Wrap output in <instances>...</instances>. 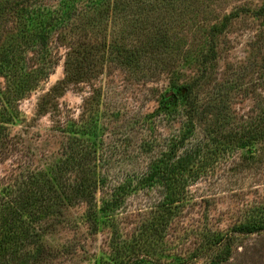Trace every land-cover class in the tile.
<instances>
[{
	"label": "rangeland",
	"instance_id": "1",
	"mask_svg": "<svg viewBox=\"0 0 264 264\" xmlns=\"http://www.w3.org/2000/svg\"><path fill=\"white\" fill-rule=\"evenodd\" d=\"M169 93L177 104L159 112ZM0 125V210L34 194L43 212L30 264H209L227 250L220 264H264V232H235L264 217V0H0ZM88 130L99 176L121 184L112 207L100 185L94 233L87 205L60 189L51 201L47 183ZM154 164L163 179L148 183Z\"/></svg>",
	"mask_w": 264,
	"mask_h": 264
},
{
	"label": "trees",
	"instance_id": "2",
	"mask_svg": "<svg viewBox=\"0 0 264 264\" xmlns=\"http://www.w3.org/2000/svg\"><path fill=\"white\" fill-rule=\"evenodd\" d=\"M226 27L227 26L223 23L220 28L216 27L213 28V30L219 29V31H222ZM31 37V39L34 41L37 38L40 39V34H33V36ZM11 52L12 54H14L13 52H15V50L12 51L11 49ZM4 61L7 63L8 58H6V60L4 59ZM37 61L38 65H40L41 67L40 71H36V73L46 72L47 68L44 64V60L39 57ZM76 62L78 63V61ZM74 66H77L75 61H72L71 59H69V61H66V77L61 81L62 84L64 82H68V80L71 79L69 68H74ZM181 90L184 92V96L186 97V99L189 100L191 96V86L185 85L181 88ZM191 102L192 100L188 103L189 108L186 112L185 118L187 120L192 119L190 112ZM175 104H177V95L169 93L164 96L163 103L160 107L161 109L159 112H169L170 108ZM189 125L190 124L186 122L184 123V126H182L183 129L178 132L179 140L177 143H180L182 145L184 141L187 140L189 135ZM85 134L87 135L85 140L72 138V140L69 141V144L64 146V152L62 155L63 158L60 159L58 163L53 164L52 169L49 172L50 175L48 174L47 176V183L48 189L50 190V193H52V196L49 198L51 201H53L52 199L54 198L57 189H60L61 194L64 195V198L67 200V202H71L72 204L77 202L78 204L85 203L87 205L86 220L91 223L89 225V231L91 233H94L96 232V229L98 227L97 219L100 215L99 212L106 211V209L104 208V201H102V206L100 207L99 212L97 210V203L95 199L96 194L100 190V185H102L103 187L102 191L108 192V196H114V200L111 201L110 206L112 207L114 203L116 204V201L119 200L117 197L119 196L118 194L120 192L121 184L114 186L109 185L108 187L105 185L108 175L106 173H102L99 176L94 160L92 161V159H90L92 154H94L95 150L97 149L96 145L100 144L101 140L96 134V131L92 132L88 130L85 132ZM3 135L4 129L3 126L0 125V145L5 146L6 143H4L5 139L3 138ZM257 139L258 137L253 136L251 138V141H256ZM247 146V143H242L240 148L245 149V147ZM173 165L177 169L178 164L175 163ZM159 173L160 172L158 164H154V166L150 168V173L146 176V182L150 183L152 181L154 183L155 180L163 179V176ZM173 173L174 172L171 173L169 171V176L165 178L166 183L168 182V188L171 187L170 184L172 182L170 181V179L171 176H173ZM70 174L74 175V180L67 178ZM35 179L34 182L37 181H35ZM60 180H62L61 184L58 182ZM170 190H165L164 188L165 196H168V198L166 199L168 200L169 204L167 205L171 207V205L174 206L175 203L179 202L180 198L178 197L179 194H175V192L173 193ZM36 196L34 194H27L25 195V197H22V199H18V203L15 206L12 205V203H7L4 205V210H0V264H30L32 258H34L35 256H39L42 253V250H44L43 246L38 243V234L35 233L34 229V225L40 220L38 216L43 213H39V206H37L36 203L38 202V198ZM45 210L47 209L45 208ZM235 229L236 233L243 235H251L256 233L259 234L261 232H264V217H261L258 223H244ZM112 244H116V246H114L112 250H115L119 257L121 254L124 255V253L122 252L126 250L124 246L125 242H112ZM216 244L217 242H215L213 245ZM28 247H33L35 249L34 251H32L34 256L30 255L25 257L26 252L28 253L29 251L27 250ZM228 256L229 250H227L226 254L217 253L214 256L210 257L209 264H220L223 261L227 260ZM135 257H129V259L125 261V264L143 263L145 261V258L143 259L141 257ZM119 263L123 264L122 260Z\"/></svg>",
	"mask_w": 264,
	"mask_h": 264
}]
</instances>
